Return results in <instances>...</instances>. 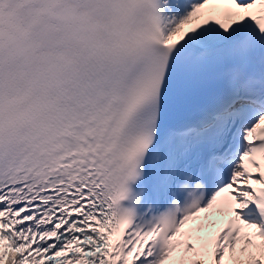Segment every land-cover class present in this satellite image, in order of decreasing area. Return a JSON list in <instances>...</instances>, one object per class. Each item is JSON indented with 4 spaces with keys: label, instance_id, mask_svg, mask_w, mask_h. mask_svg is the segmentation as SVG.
<instances>
[{
    "label": "snow or ice",
    "instance_id": "obj_1",
    "mask_svg": "<svg viewBox=\"0 0 264 264\" xmlns=\"http://www.w3.org/2000/svg\"><path fill=\"white\" fill-rule=\"evenodd\" d=\"M0 264H264V0H0Z\"/></svg>",
    "mask_w": 264,
    "mask_h": 264
}]
</instances>
